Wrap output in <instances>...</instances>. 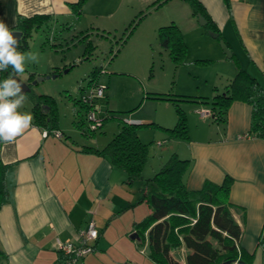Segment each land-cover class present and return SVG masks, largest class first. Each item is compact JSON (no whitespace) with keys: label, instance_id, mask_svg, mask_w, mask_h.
<instances>
[{"label":"crops","instance_id":"obj_1","mask_svg":"<svg viewBox=\"0 0 264 264\" xmlns=\"http://www.w3.org/2000/svg\"><path fill=\"white\" fill-rule=\"evenodd\" d=\"M154 1L86 0L80 12L75 13L72 7L77 0H0V21L12 30L18 16L44 14L55 22L64 23L83 20L89 14L88 19L94 18L95 27L105 29L104 26L109 24L104 23L106 18L117 16L118 22L125 21L136 6L142 8ZM198 1L208 18H204V24L198 22L187 0H166L162 6L169 12L162 13V21L157 20L153 26L174 22L183 34L188 50V34L197 35L191 40L197 50L208 46L214 53L221 49L219 38H222L231 51L228 57L255 75L264 86V0ZM170 6L175 10H170ZM207 22L219 38L203 36L200 25L208 31ZM217 56L218 60L226 57L224 52ZM30 74L33 78L41 75ZM131 74L136 83L146 82L141 72ZM18 75L24 79L26 74ZM101 77L104 78L97 76L98 83ZM104 84L108 86L109 82ZM203 85L206 91L195 93L203 94L198 97L209 99L218 89L208 81ZM137 90L140 99L122 109L123 112L155 99L149 97L150 93H162V89L146 86L141 89L140 85ZM30 92L43 94L33 88ZM109 92L110 88L105 91L99 113L102 125L93 134L102 132L106 119H113L116 124L112 126V132L119 130L122 124L136 126L146 122L145 118L134 117L135 112L124 118L114 116L112 112L116 110L112 109ZM25 97L18 111L33 116V101L28 94ZM79 98L73 99L78 106L70 107V125L61 121L60 109L53 97L56 104L52 120L48 117L37 122L33 117L31 126L14 142H0L1 173L7 190V197L0 204V251L3 253L0 264H61L63 255L58 250V240L77 239L91 221L99 235L90 241L93 251L78 264H153L149 257L147 230L143 243L131 237L151 211L145 200H139L142 180L126 181L124 171L114 166L107 155L89 150L88 147L104 148L110 139L105 131L104 141L91 136L92 132H84L83 115L75 116L81 112ZM208 108L201 102L192 106L187 114L189 139L182 141L187 151L183 158L190 160L186 186L196 190L205 180L220 184L225 176H229L232 179L230 210L242 228L239 247L249 264H264V138L249 134L252 109L248 103L233 100L226 111L225 122H214L209 115H202L201 112ZM42 113L48 112L44 109ZM56 130L62 133L61 138L53 134ZM138 137L141 141L140 134ZM173 139L177 140L162 134L157 145L166 146ZM157 156H162V152ZM187 252L181 246L172 254L184 264Z\"/></svg>","mask_w":264,"mask_h":264},{"label":"rangeland","instance_id":"obj_2","mask_svg":"<svg viewBox=\"0 0 264 264\" xmlns=\"http://www.w3.org/2000/svg\"><path fill=\"white\" fill-rule=\"evenodd\" d=\"M136 8L138 10L130 12L125 21L118 22L117 16L106 18L104 23L109 24L104 26L105 29L95 27L96 22L93 17L89 20V14L80 21L55 22L45 31H32L26 46L20 52L38 54V63L27 62L25 71L41 73L37 76H44L32 87L33 91L56 98L60 109L59 117L63 123L70 122V107L73 104L78 106L73 103V99L80 97L87 88L96 85L97 76H104L99 83L106 85L104 83L109 82L106 86L107 89L110 88L112 109L116 110L112 114L124 118L135 112L134 117L147 119L144 124L136 125L137 134L141 135V141L147 144L150 150L143 170V176L147 178L159 170L171 151L176 150L180 158L186 156L183 140L173 139L172 143L162 147H158L157 140L162 138V134H165V137L171 135L169 129L176 125L180 113L184 115L187 126L190 108L201 104V97L198 95L203 94L195 93L206 91L203 83L208 81L209 85L218 88L214 93L220 92L227 81L235 76L237 68L227 56L218 60L217 55L223 53L221 49L217 53L212 52L208 46L197 50L191 43L197 36L195 33L188 34L189 50L186 46L181 62L174 63L168 51L160 47L157 40V28L162 24L153 26V23L155 25L156 21L162 18V13H168L169 9L164 8L162 3L152 5V2L142 8ZM173 9L175 10L170 8ZM200 28L205 38L212 37L203 26L200 25ZM181 35L184 38L182 33ZM104 67L105 72L101 73L100 69ZM136 72H141L146 82L141 80L140 84L136 83L134 75L131 74ZM93 73L95 77L92 76ZM53 74L55 76H52ZM139 85L141 89L146 86L150 89H162V93L170 91L168 94L176 100L149 99L145 105L138 104L132 111L123 112L122 109L140 99L137 90ZM83 109L81 107V112L75 116L81 117ZM105 121L102 132L97 131L91 136L102 138L104 141V131L109 139L113 132L118 131H111L112 126H116L113 119ZM82 126L86 128V122ZM87 143H90L89 139ZM160 152L162 156H157Z\"/></svg>","mask_w":264,"mask_h":264},{"label":"trees","instance_id":"obj_3","mask_svg":"<svg viewBox=\"0 0 264 264\" xmlns=\"http://www.w3.org/2000/svg\"><path fill=\"white\" fill-rule=\"evenodd\" d=\"M85 1L77 0L75 2L72 7L75 13L80 12ZM165 1L156 0L152 2V5ZM187 1L194 15L200 13L205 19H208L198 0ZM53 23L55 21L44 14L29 17L18 16L12 28L22 33L17 50L24 49L32 31L40 29L45 31ZM206 26L209 30L214 29L211 24L209 25V22ZM157 40L160 47L168 51L170 59L179 64L186 48L180 28L174 22L159 26ZM232 57L234 56L232 55ZM236 68L237 73L220 92L218 91L209 99L201 97V102L209 106V116L214 122L226 121V111L233 100L248 103L252 109L249 134L264 138V86L255 75L239 66L238 62H236ZM10 72H12L11 68L7 71H0V81L7 78ZM94 75L95 73L92 74V76ZM33 79L30 74V80ZM168 93H150L149 97L176 100ZM27 94L33 101L34 119L37 122L48 117L52 120L55 112L53 97L48 94L32 92ZM78 102L84 108L82 117L85 120L88 109L80 98ZM99 104L102 107V102L99 101ZM44 109L48 113L43 114ZM85 131L94 133L89 130L88 125L84 128ZM169 133L171 138L183 141L189 139L182 113L179 114L176 125L169 129ZM88 148L107 155L114 166L124 171L126 181L142 180L139 200H145L151 211L140 223L137 239L143 243L145 240L144 231L147 230L149 257L153 264H183L172 254V251L181 246L188 250L184 264H223L233 260L249 264L245 252L239 247L242 228L230 210L229 187L232 179L229 176H225L220 184L205 180L201 188L190 190L186 186L190 160L189 158H180L178 153L173 151L153 176L144 177L143 170L148 161L150 150L147 144L140 141L136 126L131 124L120 125L119 130L113 134L104 148ZM2 170L1 167L0 204L7 197ZM2 254L0 251V255Z\"/></svg>","mask_w":264,"mask_h":264},{"label":"clouds","instance_id":"obj_4","mask_svg":"<svg viewBox=\"0 0 264 264\" xmlns=\"http://www.w3.org/2000/svg\"><path fill=\"white\" fill-rule=\"evenodd\" d=\"M19 40L3 21H0V71L12 72L0 81V142L12 143L31 126V113L20 112L25 102L22 84L16 79L25 71L27 62L38 63V54L18 51Z\"/></svg>","mask_w":264,"mask_h":264},{"label":"built area","instance_id":"obj_5","mask_svg":"<svg viewBox=\"0 0 264 264\" xmlns=\"http://www.w3.org/2000/svg\"><path fill=\"white\" fill-rule=\"evenodd\" d=\"M101 70V73L105 72V67ZM106 85L99 84L98 82L93 87L87 88V91L80 95V100L87 107V114L85 115V121L89 130L95 131L102 125L103 119L99 116L100 104L99 101L105 98ZM202 115H209V109H205L201 112ZM47 132H44L46 134ZM53 134L61 138L62 133L59 130L53 132ZM159 144V142H158ZM99 233L94 223L91 221L88 223L86 229L81 231L79 237L75 240L66 239L64 241L58 240L57 247L62 253L63 259L61 264H78L88 253L93 251V245L91 240H95Z\"/></svg>","mask_w":264,"mask_h":264},{"label":"water","instance_id":"obj_6","mask_svg":"<svg viewBox=\"0 0 264 264\" xmlns=\"http://www.w3.org/2000/svg\"><path fill=\"white\" fill-rule=\"evenodd\" d=\"M197 18H198V22L200 24H204L206 22V20L204 19V17L200 13L197 14ZM11 31L13 32V34L15 36H17V38H18V40L20 42L22 33L20 31H18V30H13V29ZM208 32H209V34L212 37L218 38V33L214 32L212 30H208ZM219 46H220V48L222 49V51L224 52V54L227 57L231 55L230 49L228 48L227 44L225 43V41L222 38H219ZM24 73L26 74L24 76V79L22 77H20L19 75L16 76V79L21 82L22 88H23V92L26 95L27 93H29L31 91L32 85H34L37 81L42 80L44 78V76H37L33 80H30V73H28L27 71H24L23 74ZM52 76H55V74H53ZM131 237L134 238V239L138 238V234L137 233H133L131 235ZM231 263L243 264L244 262L233 260V261H226L223 264H231Z\"/></svg>","mask_w":264,"mask_h":264}]
</instances>
